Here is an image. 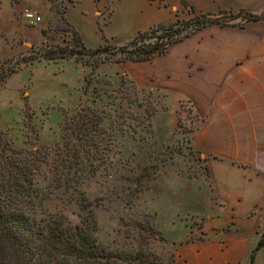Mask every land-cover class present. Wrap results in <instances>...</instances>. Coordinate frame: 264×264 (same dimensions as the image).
I'll use <instances>...</instances> for the list:
<instances>
[{"label":"rangeland","instance_id":"374dc122","mask_svg":"<svg viewBox=\"0 0 264 264\" xmlns=\"http://www.w3.org/2000/svg\"><path fill=\"white\" fill-rule=\"evenodd\" d=\"M73 1L67 20L84 45L95 49L107 40L109 52L153 26L182 25L196 17L188 12L175 20L163 0ZM27 5L42 22H20L26 27L12 30L6 18L9 1L0 0L1 140L14 149L53 148L61 135L62 111L73 114L81 104L104 117L99 170L82 185L66 188L52 182L47 161L34 180L43 196L38 216L62 215L71 225L94 221L106 264H175L179 244L204 239L205 205L213 198L208 163L216 158L192 143L200 121L191 98L160 88L153 76L143 80L130 62L116 63V57L102 53L78 56L76 66L72 61L40 62L29 69L19 65L60 42L50 31L46 43L36 45L48 6L45 0ZM252 15L263 17L249 10L223 12L213 19L226 25L207 27L241 29L256 21ZM20 38L36 46L19 47ZM257 233L264 244V226Z\"/></svg>","mask_w":264,"mask_h":264},{"label":"crops","instance_id":"0c3cea01","mask_svg":"<svg viewBox=\"0 0 264 264\" xmlns=\"http://www.w3.org/2000/svg\"><path fill=\"white\" fill-rule=\"evenodd\" d=\"M8 1L9 28L26 27L20 23V13L30 0ZM163 1L175 20L188 12L198 16L249 10L263 16L241 29L202 28L162 56L130 63L143 80L153 76L160 88L191 98L200 121L192 143L198 152L216 158L208 163L213 198L205 205L204 239L179 244L175 264H253L257 257L258 264H264V244L258 248L257 233L264 226V0H185L186 6L180 0ZM45 2L49 16L36 45L47 40L42 31L52 15L49 0ZM73 3L70 0L66 6L67 22ZM22 39L19 47L36 46ZM64 61L76 66L67 59L36 61L27 68Z\"/></svg>","mask_w":264,"mask_h":264},{"label":"trees","instance_id":"16d2710c","mask_svg":"<svg viewBox=\"0 0 264 264\" xmlns=\"http://www.w3.org/2000/svg\"><path fill=\"white\" fill-rule=\"evenodd\" d=\"M49 2L52 16L42 34L47 38L52 31L59 35L60 42L35 52L36 56L28 60L21 59L19 65L67 59L77 62L78 56L94 53L116 57V63L142 62L164 55L174 44L202 28L226 25L218 24L216 17L213 19L215 15H198L189 23L158 24L139 32L127 44L113 47V52H109L107 40H104L106 45L91 50L65 19L70 0ZM180 3L186 6L185 0ZM256 18L251 16V20ZM84 81L87 88L90 81L87 78ZM62 114L60 139L53 148L14 149L0 138V264L107 263V256L94 235V221L81 219L79 224L71 225L62 215L38 216L43 196L34 180L47 161L51 160L52 182L66 188L82 185L99 170V135L104 117L97 109L81 104L73 114L65 111Z\"/></svg>","mask_w":264,"mask_h":264},{"label":"built area","instance_id":"2783aa9c","mask_svg":"<svg viewBox=\"0 0 264 264\" xmlns=\"http://www.w3.org/2000/svg\"><path fill=\"white\" fill-rule=\"evenodd\" d=\"M25 3H28L29 0H22ZM20 20L23 23H26L30 26H35L40 23L41 18L34 14L30 7H25L20 13Z\"/></svg>","mask_w":264,"mask_h":264}]
</instances>
